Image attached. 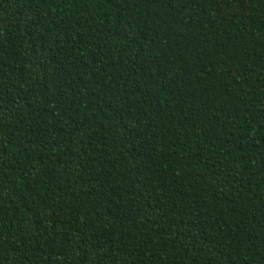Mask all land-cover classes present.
<instances>
[{"label": "trees", "instance_id": "obj_1", "mask_svg": "<svg viewBox=\"0 0 264 264\" xmlns=\"http://www.w3.org/2000/svg\"><path fill=\"white\" fill-rule=\"evenodd\" d=\"M0 264H264V0H0Z\"/></svg>", "mask_w": 264, "mask_h": 264}]
</instances>
